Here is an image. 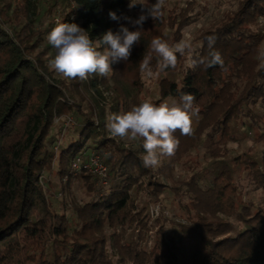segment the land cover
<instances>
[{"label":"trees","instance_id":"16d2710c","mask_svg":"<svg viewBox=\"0 0 264 264\" xmlns=\"http://www.w3.org/2000/svg\"><path fill=\"white\" fill-rule=\"evenodd\" d=\"M129 2L60 0V22L77 23L94 40L109 29L117 31L131 9H141L140 5L129 9ZM26 3L0 0V264H264V172L246 155L227 158L226 147L236 140L233 128L244 127L257 142H264V52L259 57L264 43V0H240L232 12L199 36L196 51L201 56L209 51L206 37H217L214 47L222 54V67L182 68L185 56L177 54V66L158 76V99L153 103H178L182 94L191 93L200 109L193 134H175L180 143L170 158L180 161L202 143L210 162L207 167L196 166L188 178L168 188L173 197L185 198L184 223L172 224L169 232L160 228L148 251L115 243L117 258L108 253L103 228L130 218L133 191L143 189L158 201L166 186L143 166L139 153L105 137L103 117L97 123L92 110H81L68 100L63 82L48 78L44 59L49 46L29 36L23 24ZM192 8L189 2L185 9L155 20L149 17L130 59L113 64L111 76L140 91V62L150 51L151 40L179 42ZM110 11L119 19H111ZM128 28L136 30L133 25ZM151 64L155 70V54ZM72 81L76 87V79ZM71 114L75 139L53 148L52 128ZM87 141L91 144L88 155ZM91 155L106 167L104 179L72 169L76 160L84 164ZM54 163L60 182H71L77 173L95 194L94 199L73 207L71 221L50 211L39 184L43 172L53 173ZM240 172L263 195L255 208L237 202ZM217 216L233 218L239 230L232 236V225Z\"/></svg>","mask_w":264,"mask_h":264},{"label":"rangeland","instance_id":"374dc122","mask_svg":"<svg viewBox=\"0 0 264 264\" xmlns=\"http://www.w3.org/2000/svg\"><path fill=\"white\" fill-rule=\"evenodd\" d=\"M13 0H6L12 3ZM240 0H164L163 14L168 12L185 9L189 2L193 3L192 11L189 13V23L181 31L180 40L187 34L193 41V47L197 50L200 47L199 36L206 30L212 29L216 23L226 14L232 12ZM156 0H149L154 4ZM60 0H27V14L23 20L27 32L31 39H40L42 44L49 46L48 56L44 59L45 73L48 78L54 82L61 81L67 86L66 97L68 100L80 105L81 110L90 109L94 113L96 121L100 116L107 122V116L111 113L128 111L133 105H137L142 100L150 99L152 102L158 99L157 81L159 77L152 79L145 78L141 73L142 89L134 90L125 83L116 80L111 76L90 77L88 81L76 79L78 85L73 87V81L65 79L56 74L49 67V60L54 56L55 50L47 42V35L50 32L51 24L56 13L59 17L62 15L60 9ZM141 9H131L127 17L138 18ZM131 24L124 19V26L129 27ZM101 37V36H100ZM98 39V38H96ZM94 39V40H96ZM179 40V41H180ZM261 54L264 52V43L260 48ZM187 57H184L182 68H187ZM107 93V95H105ZM258 114L261 113L259 107L256 108ZM71 122H68V119ZM69 118L56 121L52 128L50 136L53 138V148L56 145L65 147L67 143L75 139V133L70 125H76L75 116L71 114ZM198 118H193V127ZM67 124V125H66ZM233 134L236 138L234 142L227 144V158L248 156L256 162L259 169L264 172V142H257L253 135L246 128H233ZM105 137L115 140L123 148H132L142 156L144 150L140 143L119 141L112 138L105 127ZM56 142V143H55ZM90 141L86 142V155L91 151ZM56 148V147H55ZM58 152V149L56 150ZM196 162V165H195ZM208 156L205 152V146L200 143L195 150H192L182 160L173 162L170 157H162L158 167L150 168L156 176L158 182L165 185L163 194L158 201L150 198L146 191L138 189L131 193L133 205L131 208L130 218L123 224L114 227H104L102 230L105 238L108 253L116 256L115 243L117 245L132 244L140 250L148 251L155 238L156 232L161 228L163 232H169L172 224H183L185 198L179 200L172 196L168 188L175 187L177 184L188 178L192 174V169L196 166L201 168L208 166ZM55 163L53 164V173L43 172L39 177V184L45 191V200L51 212L63 214L68 221H71L74 215L73 207L81 206L91 199L95 194L86 189L84 182L79 179L76 173L71 182L59 181L55 175ZM237 184L240 188V196L237 201L239 205H252L254 208L261 204L263 195L260 190L254 188L250 179L244 172L237 176ZM96 187L99 184L95 183ZM216 218V216H214ZM218 219L228 222L232 225L231 235L233 236L238 230L239 225L233 218L217 216ZM124 264H129L128 262Z\"/></svg>","mask_w":264,"mask_h":264},{"label":"clouds","instance_id":"9594fccd","mask_svg":"<svg viewBox=\"0 0 264 264\" xmlns=\"http://www.w3.org/2000/svg\"><path fill=\"white\" fill-rule=\"evenodd\" d=\"M137 5L141 6L138 18L124 17L136 30L130 31L121 24L117 31L109 29L96 40L77 23L57 21L47 35L48 44L55 50L49 60L50 69L69 80L88 81L94 76L108 77L113 72V64L130 59L134 45L140 42L144 22L149 17L155 20L163 15L164 0H156L154 4H150L149 0H130L128 7L131 9ZM109 17L119 19L112 11ZM216 39L215 35L206 37L209 51L207 55L201 56L193 47L190 35L186 34L174 44L154 37L150 42V51L140 62V71L145 78H155L165 69L177 66V54L187 57L186 66L192 70L200 66L204 69L222 67V54L214 47ZM153 54L157 59L155 70L151 64ZM195 99L191 93L182 94L178 103L171 104L162 102L157 105L145 99L128 111L109 114L105 127L118 142L140 143L144 150L141 156L143 166L155 168L161 163L162 157H171L176 152L180 143L175 135L177 132L181 136L193 134V118H198L200 112L194 103Z\"/></svg>","mask_w":264,"mask_h":264},{"label":"built area","instance_id":"2783aa9c","mask_svg":"<svg viewBox=\"0 0 264 264\" xmlns=\"http://www.w3.org/2000/svg\"><path fill=\"white\" fill-rule=\"evenodd\" d=\"M57 21H60V18H59V14L56 13V16L54 17L53 22L51 24L50 31L52 30L53 27H55ZM69 121L70 120L68 119L67 123ZM71 167L73 170H77V171L83 170V171H86L90 174L96 175L100 179L105 178L106 167L103 165L102 162H100L99 157L96 155H91L88 158L87 162H85L84 164H81V162L79 160H76V162H74ZM103 184H104V182H103Z\"/></svg>","mask_w":264,"mask_h":264}]
</instances>
